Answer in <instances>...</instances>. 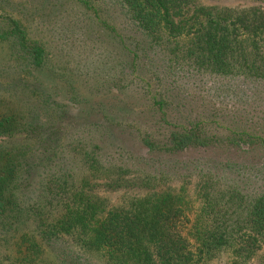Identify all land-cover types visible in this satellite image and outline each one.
Segmentation results:
<instances>
[{
  "label": "trees",
  "instance_id": "obj_1",
  "mask_svg": "<svg viewBox=\"0 0 264 264\" xmlns=\"http://www.w3.org/2000/svg\"><path fill=\"white\" fill-rule=\"evenodd\" d=\"M211 2L0 0V264H264V0Z\"/></svg>",
  "mask_w": 264,
  "mask_h": 264
},
{
  "label": "rangeland",
  "instance_id": "obj_2",
  "mask_svg": "<svg viewBox=\"0 0 264 264\" xmlns=\"http://www.w3.org/2000/svg\"><path fill=\"white\" fill-rule=\"evenodd\" d=\"M217 1H219V0H217ZM224 1L226 3H222V4L229 6V7L249 6V2H250V0H224ZM212 4H213V2H211V0H210V5H212ZM44 251H45V255L42 256V258L45 259L49 264H52L53 261H52L51 257L48 256V252L46 250H44ZM48 263H46V264H48Z\"/></svg>",
  "mask_w": 264,
  "mask_h": 264
}]
</instances>
